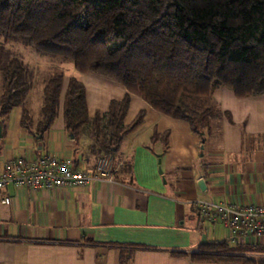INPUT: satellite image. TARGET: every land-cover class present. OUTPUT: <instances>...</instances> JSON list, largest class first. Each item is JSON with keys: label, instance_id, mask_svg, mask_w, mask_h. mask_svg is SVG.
Returning <instances> with one entry per match:
<instances>
[{"label": "trees", "instance_id": "16d2710c", "mask_svg": "<svg viewBox=\"0 0 264 264\" xmlns=\"http://www.w3.org/2000/svg\"><path fill=\"white\" fill-rule=\"evenodd\" d=\"M17 44L69 60L80 75L111 78L125 93L106 111L89 114L82 80L54 71L44 79L34 118L27 102L35 69ZM218 88L237 98L264 95V0H0V124L20 108L21 127L38 143L62 98L65 130L76 142L90 140L84 155L91 172L143 122L141 109L125 123L131 95L186 122L204 146L229 114L214 100ZM168 142L167 131L154 130L150 150L160 143L163 154ZM73 164L78 167L77 159ZM260 250L211 240L191 252L169 253L194 262L264 264L253 256Z\"/></svg>", "mask_w": 264, "mask_h": 264}, {"label": "crops", "instance_id": "0c3cea01", "mask_svg": "<svg viewBox=\"0 0 264 264\" xmlns=\"http://www.w3.org/2000/svg\"><path fill=\"white\" fill-rule=\"evenodd\" d=\"M84 76L89 114L98 109L95 104L106 111L114 98L100 91L89 98L84 81L111 85L110 81L95 73ZM119 86L115 99L125 93ZM213 96L229 114L201 155L199 137L186 122L131 95L125 123L141 109L145 118L110 157L112 181L38 189L9 184L0 189V264H223L169 253L170 249L191 252L211 240L261 247L257 253H264V234L232 241L223 223L205 221L195 205L198 201L264 205V95L237 98L218 88ZM20 117L21 109L14 108L1 125L0 169L19 156L49 153L77 159L78 167L92 171V162L84 155L90 140L82 136L76 142L65 130L62 98L56 119L38 143L21 127ZM154 130L168 132L163 154L160 143L150 150ZM200 179L203 189L198 186ZM4 197L8 203L2 201ZM209 229L213 238L193 237V232Z\"/></svg>", "mask_w": 264, "mask_h": 264}, {"label": "built area", "instance_id": "2783aa9c", "mask_svg": "<svg viewBox=\"0 0 264 264\" xmlns=\"http://www.w3.org/2000/svg\"><path fill=\"white\" fill-rule=\"evenodd\" d=\"M109 159L110 157H101L96 163L95 171L89 172L85 168L75 167L71 158H61L49 153L33 158L19 156L6 161L0 169V189L9 184L38 189L84 187L90 182L112 181V162ZM2 201L8 203L9 198L4 197ZM195 205L199 207L205 221L219 220L223 223L228 228L232 241L238 242L245 235L264 234V205L208 201H198Z\"/></svg>", "mask_w": 264, "mask_h": 264}, {"label": "rangeland", "instance_id": "374dc122", "mask_svg": "<svg viewBox=\"0 0 264 264\" xmlns=\"http://www.w3.org/2000/svg\"><path fill=\"white\" fill-rule=\"evenodd\" d=\"M14 48H16L19 52H21L22 55L24 56L25 61L30 63L35 69L34 85L29 92L28 102H27V107L30 110V112L34 118H37L41 104H42V89H43L44 79L50 73H52L54 71H62L63 73H65L66 76L77 75L81 80L83 79L84 74H82V75L78 74L75 71V69L72 65V62L69 60H66V59H63L60 57H53V56L41 54V53L37 52L34 48H32L30 46H25L22 44H17V46H15ZM85 75H87V74H85ZM98 76L100 77L101 75H98ZM84 77H86V76H84ZM101 77H104V76H101ZM102 79H105L103 81H110L109 83L111 85H107V84H105V82H98V83L92 82L88 79H87V81H84L87 84L88 89H89L88 93H87L89 98H90V96L92 97L95 93H98L99 91L104 93L109 98L110 97H112L114 99L117 98L118 97L117 89H119V87H120L119 84L111 78L104 77ZM103 101H105V99H103ZM95 105L98 106V107H96L98 109L101 106L100 104H95ZM90 107L93 109L92 105H90ZM200 146L201 145L199 143V147H198L199 148V155H201V152H202ZM156 152H159V151H156ZM158 157L160 158V154ZM158 157H157V162L159 160ZM111 162H112V160H111ZM159 167L161 168V166H159ZM159 167H158V172H159ZM161 170H162V168H161ZM219 227H220V225H219ZM211 230L212 229H209V231L205 230L202 233L201 232L200 233H194L193 232V237L196 238L194 235H196V236L202 235L203 236V234H206L208 236V239H211V238H213V237H211V235H212ZM195 248L196 247H194L193 249H195ZM253 256L256 259H264V253H256Z\"/></svg>", "mask_w": 264, "mask_h": 264}, {"label": "water", "instance_id": "95a60500", "mask_svg": "<svg viewBox=\"0 0 264 264\" xmlns=\"http://www.w3.org/2000/svg\"><path fill=\"white\" fill-rule=\"evenodd\" d=\"M0 136H1V124H0ZM71 137H72V135H71ZM39 148H40V145H39ZM200 148H201V150H202V149H203V145H201ZM201 154H202V152H201ZM160 162H161V160H160V158H159L158 163L160 164ZM159 173H162V170H161L160 167H159ZM198 186H199L201 189L204 188L205 185H204V182H203L202 179H200V180L198 181Z\"/></svg>", "mask_w": 264, "mask_h": 264}]
</instances>
